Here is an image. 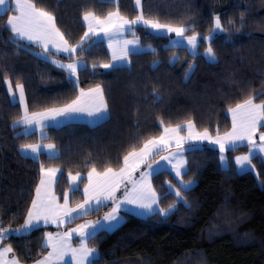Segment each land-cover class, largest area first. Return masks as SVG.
Instances as JSON below:
<instances>
[{"label":"trees","instance_id":"1","mask_svg":"<svg viewBox=\"0 0 264 264\" xmlns=\"http://www.w3.org/2000/svg\"><path fill=\"white\" fill-rule=\"evenodd\" d=\"M134 1L119 0L121 13L130 19L139 13ZM38 2L55 13L58 25L72 42L86 31L82 21L84 6L94 8L98 14L115 10L112 0ZM142 4L146 16L158 14L161 22L194 23L201 37L208 34L214 25V14L219 13L231 35L220 32L215 36L212 45L217 57L209 62L202 54L208 45L203 39L198 54L193 56L184 47L169 46L168 37L136 26L140 44L155 51L132 54L126 66L104 68L103 64L110 62L104 41H86L73 57L46 53L29 43L13 42L12 32L5 27L12 9L0 14V220L5 227L23 225L39 182L40 161L61 169L55 185L60 196L69 188V171L84 175L91 160L99 167L101 161H115L118 155L122 158L130 143H142L144 138L162 131L157 126L161 115L173 122L193 118L198 129L208 127L215 134L217 126L221 132L231 127L228 103L242 99L252 89L256 93L264 91V0H142ZM229 20L236 22L235 27L228 24ZM192 34L188 31L185 36ZM77 56L87 64L86 70H79L78 86L73 83L75 76L70 78L68 71L53 62L69 63ZM174 56L178 59L174 60ZM93 63L97 65L95 69ZM5 72L13 87L17 80L25 84L30 111L58 106L72 98L79 87L101 84L109 101L110 117L92 126L71 122L47 127L43 137L39 132L17 136L21 128L13 129L12 122L22 111L19 103L10 98L3 79ZM153 88L163 96L162 100H156ZM23 143H54L59 158L50 160L44 153L38 159L26 157L20 152ZM248 150L246 145L228 150L229 166L222 169L214 146L187 147V174L183 179L195 182L190 191L181 190L188 203H178L169 194L159 207L176 205V210L166 217L154 213L140 218L122 213L124 221L117 228L101 230L89 241L90 247L99 250L100 264H264V162L258 156L253 159L256 175L238 173L233 163L237 155ZM169 180L176 185L171 173L161 171L152 183L163 194L168 192ZM84 185L83 180L80 190L71 194L73 205L83 199ZM110 207L106 204L63 228L38 227L26 234L13 233L3 243L12 244L15 252L11 255H17L21 264H32L48 251L42 246L46 232L100 220Z\"/></svg>","mask_w":264,"mask_h":264},{"label":"snow or ice","instance_id":"2","mask_svg":"<svg viewBox=\"0 0 264 264\" xmlns=\"http://www.w3.org/2000/svg\"><path fill=\"white\" fill-rule=\"evenodd\" d=\"M115 4V10H109L106 14H98L94 8L84 6L82 9V20L86 24L87 30L78 41L72 42L57 23V16L47 6L38 2V0H0V13L6 12L7 5L12 8V14L8 15L5 27L13 33L10 38L13 42L20 41L31 42L40 46L45 52H51L52 47L57 52H64L73 57L78 51L84 48L87 40L92 37H99L103 33L108 40V46L112 49V61L121 63H130L133 53L139 54V38L135 35V25L143 24L154 30H167L174 32L177 37H184L185 33L192 31V35L186 36L187 44L191 46V54L197 55V49L201 39L208 42L204 50V55L212 59L217 57V51L212 45L215 36L224 32L229 36L231 32L225 28L219 13L214 14V25L208 31V34L201 37V34L195 32L194 23L187 24L181 21L161 22L159 15L146 16L142 0H135L136 6L140 9L134 18L123 15L120 11L119 0H112ZM243 13H241L240 25L243 26ZM228 24L235 27L236 22L229 20ZM125 32H131L133 39H118ZM101 42L99 39L94 41ZM180 41H176L173 46H178ZM150 47V46H149ZM155 51V49H152ZM178 59V57H173ZM59 67L67 69L70 78L75 76L73 83L79 85V70L87 68L86 62L81 61L78 56L69 63L54 60ZM154 66L157 64L153 62ZM97 65L92 64L95 69ZM104 68H114L115 64L104 63ZM193 64H189L191 71ZM187 78V73H186ZM3 79L7 83V90L16 97V90L19 92V102L23 106L22 114L15 117L12 122V128H21L17 136L31 134L34 127L39 126L41 130L48 126L46 121H54L57 124L63 121H71L81 118L82 114H87L93 121L104 120L110 117L109 101L105 89L101 84L92 87H79L78 92L67 101L58 106L46 107L42 111H30L25 93V84L15 83L5 72ZM156 94V100L160 101L163 96L153 88ZM227 112L231 114V127L223 132L219 126L215 134L208 127L202 130L196 126L193 118H186L173 122L172 119L159 117L158 127L162 131L158 135H151L135 143H130L129 148L125 150L122 158L118 155L113 160L101 161L98 167L94 160L89 161L87 165V183L83 188V199L74 205L70 202L71 194L80 190L79 182H83L80 172L75 175L68 172L71 181L68 190L58 196L55 191L57 183V173L61 169L54 166H47L44 161H40L39 182L35 185V195L31 199L30 206L27 208L26 218L23 225L18 228H12L11 224L7 227L0 220V264H21L17 255L9 257V253H14L12 244L3 242L13 233H30L38 228L41 223L44 225L54 224L59 227L62 224H70L87 215L91 211H99L102 206L109 204L110 211L106 212L102 220H89L76 225L74 228H66L64 231H48L45 235L43 247L50 249L46 254H42L39 259L33 260L32 264H58L65 256L71 255L74 264H100L99 250L89 246V241L95 239L101 230H110L117 226L123 217L120 216V210L124 209L130 212L143 211L145 213H162L165 217L175 211V205H169L167 208L158 207L160 201L167 195L174 194L185 204L187 197L183 195L181 188L190 191L194 181L183 179L187 174L186 165L188 160L185 156V144L192 147V141H209L218 145L221 153V161L228 167L227 158L224 153L229 149L235 150L242 144L249 147L245 154L237 155L235 163L240 170H255L256 165L253 159L258 154H264V91L256 93L254 89L245 92L242 99L234 103H228ZM186 129V131H185ZM139 135V134H137ZM259 141V142H257ZM47 149V156L51 159L59 158L54 143H48L43 146ZM20 149L25 155L35 154L39 158L42 146L38 143H23ZM168 151V154L161 156L162 160L172 165L177 177L180 178L181 187L178 188L168 181L169 192L160 194L153 186L152 179L162 170L159 164L153 167L152 161L155 156L161 152ZM264 162V155H261ZM146 166V167H144ZM259 176L260 173L257 172ZM155 206V207H154ZM190 206V205H189ZM104 221L110 223L105 224ZM79 234V245L73 246L72 237Z\"/></svg>","mask_w":264,"mask_h":264},{"label":"crops","instance_id":"3","mask_svg":"<svg viewBox=\"0 0 264 264\" xmlns=\"http://www.w3.org/2000/svg\"><path fill=\"white\" fill-rule=\"evenodd\" d=\"M2 13H3V12H2ZM2 13H0V14H2ZM82 21H83V20H82ZM83 24H84V26H85V28H86V30H87L86 24H85L84 22H83ZM129 33H131V32H125L124 35H125L126 37H128V38H132L131 36L128 35ZM12 34H13V33H12ZM91 39H94V40H97V39L102 40V39H100V38H98V37H95V36L92 37ZM103 41L105 42L106 47H107V49H108V52H109V55H110V62H111V53H110V50H109L108 42L105 41V40H103ZM22 42H26V43H29V44H32V45H34V46H37V47L41 48L40 46L35 45V44L31 43V42H27V41H22ZM41 49H42V48H41ZM42 50H44V49H42ZM51 51L54 52V53H57V54H61V55H68L67 53H64V52H57L56 49H55L54 47H52ZM64 63H65V62H64ZM55 64H56V63H55ZM56 65H57V64H56ZM57 66H58V65H57ZM58 67H59V66H58ZM60 68H61V67H60ZM110 68H111V67H110ZM62 69H64V68H62ZM64 70L67 71V69H64ZM227 116L229 117L230 122H231V114L227 112ZM106 119H107V118H106ZM104 120H105V119H104ZM104 120L93 121L90 117L87 116V114H82L81 118L74 119V120H71V121H63V120H61L59 124H57V123L54 122V121H47L48 126H46L45 128H47V127H59V126H61V125H64V124H66V123H71V122H82V123H86V124L92 126V125H96V124H98V123H100V122H102V121H104ZM43 129H44V128H43ZM185 131H186V129H185ZM34 132H39L40 135H41V137L44 136L43 130H41L40 127L37 129V131H34ZM257 142H259V141H257ZM190 143H191L192 147H199V146H201L202 144L212 145V146H214V147L219 151V147H218V145H215L214 143H211V142H209V141H192V142H190ZM40 145L42 146V151H41V153H44V154L47 155V149L43 147L44 145H47V144H40ZM242 145H245V144H242ZM242 145H240V146H242ZM187 147H189V145H188V144H185V145H184V148L186 149ZM229 150H230V149H229ZM20 151H21V149H20ZM248 151H249V150H248ZM226 152H227V151H226ZM226 152L224 153V156H225V157H226ZM167 154H168V151H164V152H161L159 155H156V156H157L156 159H154V161H152V163H153V167H156V165L159 164V165L161 166V169H162L161 171H167V172L171 173V175L173 176V178H174L175 181H176V187L180 188V187H181L180 178L176 176L175 171H174V169L172 168V165L168 164L167 161L161 159V156H165V155H167ZM184 154H185V153H184ZM261 155H264V154H258V155H256V156H258V157L261 158ZM27 157L35 158V154H30V155L27 156ZM220 157H221V153H220V151H219V162H220V167H221L222 169H227L228 167H226V166L224 165V163L221 161ZM226 158H227V157H226ZM227 162H228V160H227ZM233 163H234L235 169L237 170L238 173L252 172L253 174L256 175L255 170H252V169L240 170L239 166L235 163V158L233 159ZM228 166H229V164H228ZM145 167H146V166H145ZM161 171H160V172H161ZM59 175H60V172L57 173V179H58ZM73 175H75V174H73ZM182 175H183V173H182ZM86 176H87V174H84V175L81 174V177H82V179L85 181V184L87 183ZM67 179H68V185H70L71 181H70V179H69V176H68ZM80 183H81V182H79V184H80ZM194 185H195V182L192 184L191 188L194 187ZM166 187H167L168 192H169L168 183H166ZM83 188H84V187H83ZM181 190H184V189L181 188ZM184 191H185V190H184ZM81 192H82V195H83V189H82ZM172 195L177 199V202H178V203H182V204L186 205L182 200H180V199H178V198L176 197V195L174 194V191L172 192ZM105 205H106V204H105ZM154 207H155V206H154ZM158 207H159V206H158ZM175 208H176V205H175ZM122 213H129V214H132V215H134V216H136V217H140V218H145V217H148V216L152 215V213H145V212H143V211H139V212H130V211H126V210H124V209H121V210H120V216H121V217H123ZM156 213H158V214L161 215L162 217H165L162 213H159L158 211H157ZM81 217H82V216H81ZM103 217H104V216H103ZM103 217H102L100 220L103 221ZM123 221H124V218L120 221V223H119L117 226H115L114 228H112V229H110V230H106V231H112V230H114V229L117 228V227H118ZM104 223L107 224V223H110V222H108V221H104ZM66 225H67V224H62V225H60L59 227H57V226L54 225V224L44 225L43 223H41L39 227H53V228L58 229V228H63V227H65ZM74 227H76V226H74ZM74 227H72V228H74ZM56 232H58V231H56ZM61 232H62V231H61ZM16 234H17V233H16ZM19 234H24V233H19ZM44 241H45V237H44V240H43V244H44ZM73 241H76L77 244H74ZM71 242H72L73 246H78V245H79V234H78V233L73 235V237H72V241H71ZM49 250H50V249H48V251H49ZM8 255H9V257L12 256L11 253H9ZM58 264H74V261L72 260V257H71V255L69 254V255L65 256V258H64L62 261H59Z\"/></svg>","mask_w":264,"mask_h":264},{"label":"rangeland","instance_id":"4","mask_svg":"<svg viewBox=\"0 0 264 264\" xmlns=\"http://www.w3.org/2000/svg\"><path fill=\"white\" fill-rule=\"evenodd\" d=\"M134 5H135V9L139 12L140 9L136 6L135 1H134ZM3 7H6L7 10H8L9 8H11V7H8L7 5H5V6H3ZM11 9H12V8H11ZM3 13H5V12H3ZM3 13H2V14H3ZM136 26L144 27V28H146L149 32H151V33H153V34H155V35H158V36H166V37H168V38H169V41H170V42H169V46H171V47H174L173 44H174L176 41H180L179 45H178V46H175V47H184V48H186L190 53L192 52V50H191V46L187 44V40H186V36H185V35H184V37H177L176 34H175L174 32L169 33V32H167V30H154V29H151V28L148 27V26L143 25L142 23H141V24H137V25H135V27H136ZM98 38L102 39V41L105 40V41L108 42V40L104 37V34H103V33L99 34V37H98ZM125 38H126V39H133V37H132V38H128V37H126L124 34H122V36L119 37L118 39H121V40H122V39H125ZM89 40H90V39H89ZM87 41H88V40H87ZM205 42H207V41H205ZM207 43H208V42H207ZM139 49H140V53H141V52H144V51H151L153 48H152L151 46L149 47V46H143V45L139 44ZM109 50H110L111 57H112V49L109 48ZM133 54H135V53H133ZM202 54H203L204 58H205L207 61H209V62H214V61L216 60V58H215V59H212V58H210V57H208V56H205V55H204V52H203ZM110 63L115 64L116 66H126V65L129 64V63H121L120 61H112V60H111ZM5 85H6V88H7V83H6V81H5ZM7 91H8V90H7ZM8 93H9V92H8ZM9 95H10V98H11V100H12L13 102H18V103H19V105H20V107H21V111H23V106H22V104H20V102H19V92H18V89L16 90V97H15V99L13 98V96H12L11 93H9ZM46 123H47V121H46ZM38 128H39V126L34 127V128L32 129V131H31V133L34 132V131H37ZM20 152H21L22 155H24V156H26V157L30 155V154L25 155L24 152H22V151H20Z\"/></svg>","mask_w":264,"mask_h":264}]
</instances>
